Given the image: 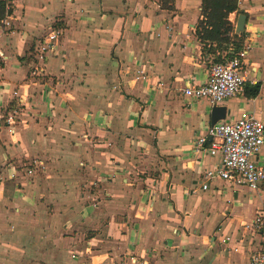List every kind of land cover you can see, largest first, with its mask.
<instances>
[{"label":"crops","instance_id":"obj_1","mask_svg":"<svg viewBox=\"0 0 264 264\" xmlns=\"http://www.w3.org/2000/svg\"><path fill=\"white\" fill-rule=\"evenodd\" d=\"M200 5L12 1L0 20V264H251L264 240L244 225L264 191L218 177L201 189L221 160L194 151L212 105L182 90L237 48L202 49ZM238 11L246 80L221 121H264V0ZM52 27L63 34L42 60L35 46ZM32 160L44 168L23 176Z\"/></svg>","mask_w":264,"mask_h":264},{"label":"built area","instance_id":"obj_2","mask_svg":"<svg viewBox=\"0 0 264 264\" xmlns=\"http://www.w3.org/2000/svg\"><path fill=\"white\" fill-rule=\"evenodd\" d=\"M4 2L6 10L11 8L13 0ZM8 25V21H4ZM63 30L52 27L35 46L40 59L55 53L58 40ZM248 45L239 49L232 48L221 54L220 60L208 66L206 81L202 84H190L183 88L184 95L194 99H206L211 105L220 104L242 92L245 78V57ZM13 120V114L7 121ZM264 146V121L253 114H242L233 121H217L210 125L204 135L194 141V151L204 149L211 155H220V163L213 170L205 173V182L201 189H206L207 181L218 177L231 186H245L251 190L264 191V166L256 162V156ZM44 168L40 161L24 163L19 168L23 176H32L37 169ZM18 170V167L15 168ZM14 170V172H16ZM264 240V209L256 211L249 225H244ZM227 239V238H226ZM251 264H264V244L250 256Z\"/></svg>","mask_w":264,"mask_h":264},{"label":"trees","instance_id":"obj_3","mask_svg":"<svg viewBox=\"0 0 264 264\" xmlns=\"http://www.w3.org/2000/svg\"><path fill=\"white\" fill-rule=\"evenodd\" d=\"M158 1L162 8H173L174 0ZM236 11H238V0H201V18L196 23L195 36L204 51L215 54L216 51L226 50L230 44H234L237 49L240 48L242 40L234 41L232 36H242L243 31L234 33V26L229 20V14ZM6 12L4 2L0 1V20L5 17ZM213 60H220V56H214ZM258 91L257 84L248 88L246 94L254 97Z\"/></svg>","mask_w":264,"mask_h":264},{"label":"water","instance_id":"obj_4","mask_svg":"<svg viewBox=\"0 0 264 264\" xmlns=\"http://www.w3.org/2000/svg\"><path fill=\"white\" fill-rule=\"evenodd\" d=\"M245 21H246V16L244 14H239L237 16L236 25H235L236 33H239L243 30ZM226 112L227 109L224 105L221 104L212 105L210 111V125H213L217 121L224 119Z\"/></svg>","mask_w":264,"mask_h":264},{"label":"rangeland","instance_id":"obj_5","mask_svg":"<svg viewBox=\"0 0 264 264\" xmlns=\"http://www.w3.org/2000/svg\"><path fill=\"white\" fill-rule=\"evenodd\" d=\"M44 36H45V35H44ZM44 36H43V37H44ZM43 37H42V38H43ZM231 115H232V114H231Z\"/></svg>","mask_w":264,"mask_h":264}]
</instances>
